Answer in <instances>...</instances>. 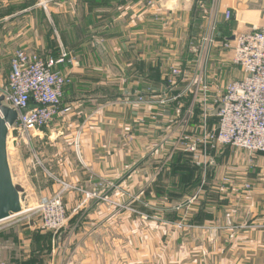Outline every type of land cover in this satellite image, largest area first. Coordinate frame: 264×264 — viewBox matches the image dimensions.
<instances>
[{
    "label": "crops",
    "instance_id": "1",
    "mask_svg": "<svg viewBox=\"0 0 264 264\" xmlns=\"http://www.w3.org/2000/svg\"><path fill=\"white\" fill-rule=\"evenodd\" d=\"M3 1L5 6H16L14 13L18 16L0 20V54L24 49L56 57L63 48L74 60L73 64L66 62L59 66L72 80L65 88L62 105L76 110L74 119L82 126L52 124L37 130L31 147L37 157L45 159L42 161L46 162L48 175H54L53 182L56 175L78 183L79 205H73L72 195L64 194L63 199L67 214L78 213L83 222L72 220L55 234L39 232L29 224L0 234V264H264V154L252 162L243 159L231 163L228 152L233 151L225 148L203 184L201 170L189 159L183 160L200 173L199 178L189 188V194L175 189L173 196L154 190L157 184L169 188L178 179L177 175L169 177L166 167H171V160L166 165L163 159H144L143 154L137 161L141 166L136 168L134 156L128 154L134 147V129L121 127L117 121L125 116L128 124L133 106L119 100V91L123 87L153 85L145 72L148 68H144L149 64H143L144 41L149 39L150 25L156 26L153 31L157 33L165 29V15L171 14L165 10L168 2L156 0L152 7L145 6V0L109 4V9L118 8V12H109L114 16L106 22L102 19L96 22L97 17L90 13L100 6L97 0H81L82 7L88 6L79 21L74 15L75 0H54L46 11L37 6V0H0V3ZM174 3L177 4H171L173 9L179 7L187 12L194 5L189 0ZM205 7L209 11L214 9L221 17L225 9H233L236 18L227 35L232 46L264 53V0H206ZM86 18L93 20L87 22ZM9 22L13 30L11 39H7L6 33L10 34L9 26H5ZM173 56L161 58L156 67L167 70ZM71 95L75 97L68 105ZM119 106L122 110H118ZM70 111L55 122L62 118L70 120ZM141 112L143 121L149 119V107L142 105ZM164 113L159 108L158 115ZM73 135L78 136L80 162L68 165L64 160L73 151L70 140ZM141 135L138 148L150 150L148 129L141 128ZM39 141L45 143L38 145ZM180 161L177 165L182 164ZM223 176L238 188L242 181L250 183L251 194L240 196L239 191L221 183ZM117 184L120 186L115 188ZM56 189L58 185L51 181L50 193ZM24 193L27 201L29 196ZM95 193L99 197L93 196ZM120 193L127 199L135 193L140 195L148 211L142 215L147 217L146 223L131 216L128 210L118 213L102 200L105 196L111 202ZM171 199L180 203L170 207ZM151 216L156 217L150 219ZM165 230H172V237H165L168 232ZM20 232L26 237H16Z\"/></svg>",
    "mask_w": 264,
    "mask_h": 264
},
{
    "label": "built area",
    "instance_id": "2",
    "mask_svg": "<svg viewBox=\"0 0 264 264\" xmlns=\"http://www.w3.org/2000/svg\"><path fill=\"white\" fill-rule=\"evenodd\" d=\"M37 1V6L46 11L54 0ZM155 1L145 0L144 4L152 7ZM189 1L197 10L205 5V0ZM235 18L233 9L228 8L224 10L221 22L224 26L231 25ZM215 31L216 26H211L199 41V46H195L194 39H188L186 56L174 54L167 64L165 86L175 88L189 80L188 85L195 90L188 98L176 92L174 96L162 94L158 101H153L148 93H130L122 101L124 104L141 106L156 103L159 108L172 104L180 119L161 139L160 146L170 150L163 162L167 164L174 154L183 155L201 170L202 184L214 168L216 157L221 156L220 150L228 148L244 154L249 162L264 154V53L244 46H232L229 36L223 37L217 44ZM216 47L222 50L226 61L229 59L232 65L240 68L242 76L227 82L219 96L210 99L206 71L211 62V51ZM190 56L197 61L198 67L193 78H189L185 71L187 65L181 63H185ZM66 62L73 64L74 60L63 48L56 57H45L24 49L13 53L7 81L4 88L0 89V96L17 114L16 122L8 128V131H16L14 141L19 138L31 146L33 134L37 130L48 127L57 117L70 111L68 107L62 106L65 88L72 81L69 73L59 69ZM230 170H234V167ZM221 183L230 186L234 192L239 191L244 198L252 191L251 184L246 181H242L238 188V185L223 176ZM93 196L99 197L96 193ZM27 212L23 210L18 215L0 221V234L20 224L18 218ZM37 212L41 213V228L46 231L57 232L66 221L65 212L57 201L40 207Z\"/></svg>",
    "mask_w": 264,
    "mask_h": 264
},
{
    "label": "rangeland",
    "instance_id": "3",
    "mask_svg": "<svg viewBox=\"0 0 264 264\" xmlns=\"http://www.w3.org/2000/svg\"><path fill=\"white\" fill-rule=\"evenodd\" d=\"M166 1L168 3H167V6L165 7V10L167 11V13L169 12L171 14L165 15V22L167 23V25L164 27L165 29L161 28L160 32L157 33L153 31V30H156V26L150 25L149 27L150 30L148 33L149 39L144 41V53H145L144 57L146 56L145 58L147 59L144 58L143 64H149L148 66H144V68H148L147 71L145 72H148L147 74L149 75V78L152 79L151 81L153 82V85L150 84L147 87L135 86V87L128 88V89H126V87L125 88L123 87L122 90L119 91L120 93L119 97L121 98L117 96L119 100L121 101H123L124 97L126 95L128 96L130 93L135 94V95H138V94L143 95L144 93H148L149 97L153 99V101H158L159 98L162 97L161 96L162 94H165V95L167 94L168 96H174L176 92L178 93L181 92L182 94L186 95V97L188 98L190 94L194 93V90H195L194 87H190L188 85V81H189L188 78H186V80L188 81L183 82L182 84L178 85L175 88L171 85L166 87L162 83L163 81L167 80V76H166L167 71L163 69H159V67H156L155 64L157 63V61L161 60V58L163 59L167 58L168 55H171V54H175L176 56L177 55L186 56L188 52V45L186 44L188 39H194L195 46H199L200 44L199 41L207 34V31L209 30L211 26H214V25L216 26L214 38L217 41V44L221 42L223 37H226L228 35V30L231 27V25L226 24L224 26L221 22L222 20L221 15L216 14L214 9L213 10L211 9L209 11V9L206 8L205 5H203V7L201 9L198 8L196 12L194 5H193V9L192 10L190 9V11L187 12L184 9H181L179 7H176V9H173V7H171V4H177V3H174V2H177V0H166ZM205 3H206V0H205ZM3 4H4V1L3 3H0V20L9 15L14 16V17L18 16L17 13L16 14L14 13V11L17 9L16 6H13V5L5 6ZM73 4H74L73 7H74V12H75L74 15L77 16L78 21H79L81 14L85 16V13L83 10L86 9L88 5L85 7H82L81 0H75ZM109 4L110 3H105L104 5H109ZM104 5L99 6L96 9L92 8L93 11L92 13H90V15L97 17V19L95 20L96 22H99V19L105 20L106 22V20H109L113 18L114 16V15L111 16L109 12H112L113 14L116 13V10L118 12V8L115 9L113 7L112 9H109V7L113 5L112 2H111V5L109 6H104ZM184 6L185 4L182 5V7ZM91 20L93 19L86 18L87 22ZM75 22H77V20H75ZM22 24L24 25V23ZM11 25H12L11 22L5 25V26H9L10 34H8V31L6 32L7 39H11L13 37V34H12L13 30L11 29ZM156 40L157 42H155ZM13 53L11 54L1 53L0 54V89L4 88L6 84L5 81L9 74V63H10V59ZM210 56H211V62L208 63V66H207L206 83L208 85V88H210L209 98L213 99L219 96V92L222 90V88H224L227 82L234 80L236 78H239L240 76H242V74L240 72L239 67H235L234 65H232L229 59L228 61L225 60L227 59V57H225L224 54H222V50L220 48L216 47L215 49H213L211 51ZM181 63L187 65L185 68V71L188 73L189 78H193L194 73L196 72V69L198 68L196 67L197 61L196 60L194 61L193 57L190 56V58H188V60L185 63L184 62H181ZM159 70H163V71H159ZM74 97H75L74 95H71L70 98L67 97L69 98V100L67 99L68 105L70 104V99L73 100ZM130 105L131 107L133 106V111H129L128 113V124H126L125 116H121L119 120L117 121L118 125L121 127H125L126 125L127 128L134 129V134H133V138H134L133 146L134 147H132V150H130L128 154L134 156L135 162H137L138 160H141V158L143 157V154H145L144 159L145 158H151L152 160L165 159L170 153V150L166 147L165 148L163 147V149L159 151L160 148H162L161 146H157L161 142V141L159 142V140H161L163 137L161 132H164V134H167L168 132H170L176 126L177 120L180 119V117L176 116V112L174 111L172 104L169 103L163 107H160L166 111L163 115H160V116L158 115L159 107L157 106L156 103H152L151 105H148V106L146 105L147 108L149 107V113H148L149 119H144V121L143 119H141V115H142L141 105H134V104H130ZM122 108L123 107L119 106L118 110H122ZM75 111H70L71 112L69 114L70 120H67L66 118H62L55 122L56 120L55 119L49 126H51L52 124L59 126V127L82 126L80 122H77V120L74 119ZM66 116H68V114ZM129 116L131 117V119L129 118ZM143 127L148 129V132L150 135L148 140L150 141L151 148L148 151L142 149V146L138 148L139 146L137 143L138 140L143 139L141 135V128ZM15 132L16 131L12 129L8 132L7 157H8V162H9V166L11 170L13 183L19 188H21L24 192H27V195L29 196V199H27L26 201V198H25V202L23 203V209L28 212L25 214H22L18 218V220L21 221L20 224H18L17 226L5 232H10V231L13 232L14 230H16L15 228L29 224L30 226H33V227L36 226V228H38L37 231L41 230L45 234H48L50 232L55 234V233H58L68 222L70 223V221L72 220H73L72 222H75V223L83 222V219L81 218L82 215L78 213L73 214V215L67 214L66 206L64 204V199H63L64 194H69L70 196L72 195L73 205H77V203L79 205L80 203L79 199L81 197L79 190L81 189L78 186V183L69 182L70 180L67 178L66 179L69 181H65L63 178L56 176V175H55L56 180L53 182L51 176L53 177L54 175H51V176L48 175L47 171L49 170L44 164L46 162L42 161L45 159L40 158V156L37 157L36 154L34 157L33 154L31 153V148H30L31 146L27 145L19 138L16 139V141H14V139L17 136ZM60 137L61 136H59V138ZM70 140H72L71 146L73 148V151L71 150L69 151V148H68V151H69L67 153L68 156H65L66 159L64 160V162H66L68 165L70 164L72 165V163L78 164L80 162L79 151H78V136L73 135L72 138H70ZM66 142H69V140H66ZM42 143H45V142L39 141L38 145H42ZM148 153H149V157L146 156L148 155ZM219 153L221 154L223 153V151L220 150ZM228 153H229L228 158L230 159L228 161H230L231 163L235 161H243V159H245V161L247 160V157L244 154H240L239 152L233 151V152H228ZM221 157L217 156L214 161L221 159ZM224 158H226L225 155L223 159ZM174 159H181L182 162L181 161L180 162L182 164L187 162V161H183L187 159L181 154H174L170 162H173ZM228 161L227 163H229ZM129 162L130 160H128V163ZM138 163H141V162L136 163L137 165L136 168H140L141 166V165L138 166ZM223 164L225 165V161L223 162ZM166 168L169 171L170 169H172L171 167H166ZM219 169H222V168H219ZM50 180L52 181V183L58 185V189H56V191L52 193H50L49 191V186L51 183ZM116 186L117 187L115 188H118L120 184H117ZM140 187L141 185H139V188ZM128 199L126 198L125 194L122 195V193H120L118 197L114 198L111 202L110 200L105 199V196H102V200H104V202H106L108 205L115 207L118 213H127V210H128L129 212H131V214L129 212L128 214H130L131 216H135L136 218H139L141 222L144 221L146 223L147 217H143L142 215L144 214V212H148V211L146 210V207H145L146 204L144 201H142L140 195L138 193H135L134 195L129 196ZM181 200H183V198ZM52 201L59 202L61 209H63L65 212V217H66V221L64 225L57 232L46 231L42 229L41 228V213L37 212V210L40 207ZM168 203L171 204L170 207H173L175 206L174 204H178L180 202L179 200H177L174 203L173 199H171ZM155 205H157L156 202H155ZM132 212H135V213H132ZM155 217L156 216H151L150 219H155ZM68 218H72V219L69 220ZM165 231H168L165 237L167 236L172 237L173 235L172 230L170 231L165 230ZM165 231H161V232H165ZM16 237H26V236L24 235V233L20 232L19 235H17Z\"/></svg>",
    "mask_w": 264,
    "mask_h": 264
},
{
    "label": "water",
    "instance_id": "4",
    "mask_svg": "<svg viewBox=\"0 0 264 264\" xmlns=\"http://www.w3.org/2000/svg\"><path fill=\"white\" fill-rule=\"evenodd\" d=\"M17 114L0 96V221L23 212L24 191L13 183L7 157L8 128L16 122Z\"/></svg>",
    "mask_w": 264,
    "mask_h": 264
},
{
    "label": "trees",
    "instance_id": "5",
    "mask_svg": "<svg viewBox=\"0 0 264 264\" xmlns=\"http://www.w3.org/2000/svg\"><path fill=\"white\" fill-rule=\"evenodd\" d=\"M97 1H99L98 4L100 6H102L105 3H110L111 4V2L112 3H116L117 5H121L124 0H97ZM47 56H51V55L49 54ZM47 56H45V57H47ZM52 57H55V55H53ZM178 161H179V159H174L173 160V163L171 165L172 169H170V171H169V177L173 176V175H177L178 179L175 180V181L172 180L173 183H171L172 185L169 186V188H167V185H164V187H162V185H160L158 187V184L155 185V189L154 190L156 192L165 191V192H167V194L169 196H173L175 194L174 193L175 189H177L178 191H180L183 194L187 195V194L190 193L189 188L191 187L190 189H192L197 184V180L199 178V175H198L199 172L195 168H193L190 164H188V161L186 163H184V164L177 165ZM196 173H197V175H196Z\"/></svg>",
    "mask_w": 264,
    "mask_h": 264
}]
</instances>
